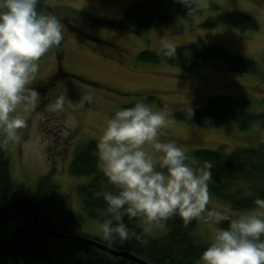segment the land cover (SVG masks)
<instances>
[{
    "label": "rangeland",
    "instance_id": "1",
    "mask_svg": "<svg viewBox=\"0 0 264 264\" xmlns=\"http://www.w3.org/2000/svg\"><path fill=\"white\" fill-rule=\"evenodd\" d=\"M135 1L138 0H47L48 13L61 22L63 40L38 61L36 78L28 87L37 91L42 86L47 87V78L59 69L69 76L65 80H54L57 82L56 98L41 95L39 90V98L30 112H24L21 106L13 113L26 116L28 127L20 130L21 142L10 144L8 148L12 189L32 196L37 181L52 172L53 180L59 185L58 195L86 218L84 222L73 225V231L96 237L103 236L97 228L98 221L86 214L76 191L77 186L89 178L74 177L69 168L77 146L92 139L99 142L107 121L124 105L152 95L153 100L146 104L153 111L165 106L172 111L201 105L210 95H228L245 96L251 100V111L264 112V0H206L207 6L193 15L180 14L178 0H172L169 4L171 19L160 27L142 30L140 34L101 27L91 19L97 16L105 21L125 20L128 7ZM228 10L252 15L257 19V27L239 29L221 25L206 29L202 26L217 12ZM168 41L175 46L190 42L225 45L253 59L258 66L257 71L237 74L216 69L210 64L188 71L165 63L137 61L140 51L164 49V42ZM60 95L65 98L64 109L52 112L50 105ZM86 95L93 97L91 104L83 100ZM169 120L171 122L162 130L165 134L160 140H174L186 153L196 148H208L224 157L238 148L264 144V127L258 122L247 130H241L234 123L203 127L177 121L171 116ZM146 148L154 156L160 155L150 146ZM218 171L221 180L228 179L223 160L218 163ZM211 183H214L212 177L208 181ZM209 195V208L232 215L246 211L233 209L230 203L211 193ZM19 221L20 218L10 221L8 237ZM219 228L218 224L198 220L193 233L202 242L211 243ZM167 232L166 225L149 236L159 238ZM72 263V255H68L56 264ZM196 264H202L201 260Z\"/></svg>",
    "mask_w": 264,
    "mask_h": 264
},
{
    "label": "trees",
    "instance_id": "2",
    "mask_svg": "<svg viewBox=\"0 0 264 264\" xmlns=\"http://www.w3.org/2000/svg\"><path fill=\"white\" fill-rule=\"evenodd\" d=\"M172 0H138L132 3L125 14V20H107L91 17L93 23L123 32L131 31L140 34L142 30L157 28L171 19L169 4ZM218 6L216 5L215 8ZM38 10L48 13L47 0H39ZM177 10L187 15L185 6L178 2ZM225 25L239 29H255L257 19L252 15L228 10L217 12L202 23L206 29ZM175 58L168 59L161 50H143L137 55V61L143 63H165L193 71L205 64L216 69L241 74L257 71L256 62L244 54L233 51L225 45L212 43L199 45L186 43L175 46ZM69 74L59 69L47 79L50 86L57 85L59 78L67 79ZM52 78V79H51ZM67 83V82H66ZM144 96V95H142ZM154 96L140 97L144 102L152 101ZM138 99V100H139ZM137 100L126 104L122 109L132 107ZM251 100L245 96L210 95L198 106L184 109H172L170 116L191 125L203 127H219L234 123L239 129L247 130L253 124L264 127V112L251 111ZM194 115L189 117V109ZM98 140H89L77 146L70 165V174L74 177H88V181L77 186L76 191L80 204L86 214L95 221H103L101 209L106 207L103 193L115 192L107 178L102 173ZM194 166H202L204 161H210L214 183L209 184V193L220 200L230 203L233 209L248 210L254 208L256 198L264 199V144L259 147L238 148L226 156L208 148H196L186 153ZM223 160L228 171V179L221 180L218 163ZM53 173L41 177L36 183L35 193L25 196L12 189V173L9 151L0 150V207L20 201L36 203L41 208L40 221L50 229L63 234H73L89 237L111 248L127 251L153 264H196L210 243L202 242L194 236L198 220H193L185 226L183 220L176 216L167 222L168 232L165 236L144 237V242L132 239L108 243L102 237L73 231V225L86 220L85 216L71 208L58 195L59 185L53 180ZM36 209L28 205H19L8 210H0V260L1 264H56L65 256L72 255V264H139L130 259L117 256L84 240L65 236H56L46 232L34 223ZM20 218L8 237L9 223ZM128 227L137 232L140 229L135 221L124 217ZM227 228V222L218 224ZM264 239V237H262ZM75 255V256H74Z\"/></svg>",
    "mask_w": 264,
    "mask_h": 264
},
{
    "label": "clouds",
    "instance_id": "3",
    "mask_svg": "<svg viewBox=\"0 0 264 264\" xmlns=\"http://www.w3.org/2000/svg\"><path fill=\"white\" fill-rule=\"evenodd\" d=\"M187 15L207 6L206 0H178ZM39 0H0V150L21 142V129L28 127L27 117L13 115L23 106L30 112L39 93L28 87L39 70L38 61L63 40L60 20L38 10ZM164 55L175 58V45H163ZM64 96L50 105L52 112L64 109ZM89 104L93 97L83 98ZM83 101L81 102V104ZM80 106V105H77ZM167 106L159 111L139 99L132 107L118 110L107 121L97 149L101 171L116 189L103 193L106 207L98 230L108 243L144 237L163 229L179 216L185 226L195 220L220 224L212 242L202 253V264H264V199L256 198L255 207L238 215L209 208L208 181L213 167L210 161L194 166L186 152L174 140L162 142V131L170 123ZM190 118L194 115L189 109ZM146 146H150L154 156ZM135 221L139 232L128 227L124 217Z\"/></svg>",
    "mask_w": 264,
    "mask_h": 264
},
{
    "label": "water",
    "instance_id": "4",
    "mask_svg": "<svg viewBox=\"0 0 264 264\" xmlns=\"http://www.w3.org/2000/svg\"><path fill=\"white\" fill-rule=\"evenodd\" d=\"M19 205H28V206H31L33 208L36 209V214H35V217H34V223L36 224L37 227H39L40 229L46 231V232H49L53 235H56V236H65V237H68V238H73V239H77V240H84L88 243H91L97 247H100L101 249L105 250V251H108L112 254H115L117 256H121L123 258H126V259H130L134 262H137L139 264H150V262L144 260L143 258L139 257V256H136L135 254L131 253V252H127V251H122V250H119V249H115V248H111L109 247L108 245L106 244H103V243H99L89 237H85V236H78V235H73V234H63V233H59V232H56L55 230L53 229H50L49 227H46L41 221H40V213H41V208L38 204L36 203H33V202H30V201H20V202H16V203H12L10 205H7V206H2L0 207V210H8V209H11V208H14L16 206H19Z\"/></svg>",
    "mask_w": 264,
    "mask_h": 264
},
{
    "label": "flooded vegetation",
    "instance_id": "5",
    "mask_svg": "<svg viewBox=\"0 0 264 264\" xmlns=\"http://www.w3.org/2000/svg\"><path fill=\"white\" fill-rule=\"evenodd\" d=\"M55 88H56V84L53 82L50 86H47V87H45V86H42V87H40V91H41V95H46V96H49V98L51 99V98H53V97H57V95H56V90H55ZM38 90V91H39Z\"/></svg>",
    "mask_w": 264,
    "mask_h": 264
},
{
    "label": "bare ground",
    "instance_id": "6",
    "mask_svg": "<svg viewBox=\"0 0 264 264\" xmlns=\"http://www.w3.org/2000/svg\"><path fill=\"white\" fill-rule=\"evenodd\" d=\"M150 264H153V263H150Z\"/></svg>",
    "mask_w": 264,
    "mask_h": 264
}]
</instances>
